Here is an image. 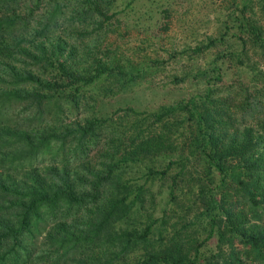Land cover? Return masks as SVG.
Instances as JSON below:
<instances>
[{
    "label": "trees",
    "instance_id": "16d2710c",
    "mask_svg": "<svg viewBox=\"0 0 264 264\" xmlns=\"http://www.w3.org/2000/svg\"><path fill=\"white\" fill-rule=\"evenodd\" d=\"M41 1L0 0V264H264V86L253 88L252 98L246 88L238 105L213 100L210 85L185 103L195 131L178 150L188 148L186 157L178 155V175L188 156L201 163L187 175L201 204L196 217L204 221L205 242L200 249L177 231L164 241L165 212L148 216L142 227L128 225L144 208L145 190L123 179L142 157L158 155L166 145L163 131L144 132L138 117L128 128L95 116L71 127L46 126L49 113L76 108L99 79L125 74L99 58L78 65L74 46L59 35L48 38L58 1L46 0L51 12L35 17ZM248 3L241 0L230 13L239 50L220 53L240 63L247 47L264 59V19L250 17ZM228 34L227 25L221 40ZM172 110L152 116L161 121ZM91 150L101 157L96 165ZM46 154L52 162L39 168ZM69 156L82 172L67 169ZM142 175L162 179L164 169L146 167Z\"/></svg>",
    "mask_w": 264,
    "mask_h": 264
},
{
    "label": "rangeland",
    "instance_id": "374dc122",
    "mask_svg": "<svg viewBox=\"0 0 264 264\" xmlns=\"http://www.w3.org/2000/svg\"><path fill=\"white\" fill-rule=\"evenodd\" d=\"M57 1V26L48 38L51 40L59 35L69 46H74L71 58L78 65L85 66L91 58H99L109 66H116L125 75L99 79L85 101L80 98L76 108L64 113H49L52 118L47 120L46 126L49 129L60 125L71 127L95 116L110 118L113 125L128 128L138 117L137 123L144 132L163 131L166 145L158 155L142 157L134 168L123 173V179L128 178L145 190L144 208L128 225L142 227L148 216L158 219L165 212L164 241L177 231V235L187 234L200 249L203 248L204 221L200 216L196 217V206L201 204L200 201L195 203L196 187L187 175V170L193 174L200 171L201 163L188 156L184 173L178 175V155L186 157L188 148L180 154L178 150L182 142L192 137L191 130L195 131L194 120L184 105L189 98L201 96L207 85L212 86L213 100L225 97L232 102L230 104L236 105L242 101L246 88L252 98L257 97L253 88L264 86L259 73L264 71V59L256 47L253 48L255 50L246 48L242 63L232 56L221 57L220 54L224 53L222 50L234 52L240 48L230 35L235 31L230 25V13L241 0ZM248 5L250 17L264 19L259 0H249ZM50 8L51 4L47 5V1L42 0L33 14L40 17L48 10L51 12ZM227 25L228 39L221 40L220 34ZM209 38L215 39L214 45H207ZM129 74L133 75L131 80ZM259 96L264 103V94ZM169 107L174 110L161 121L153 118V113ZM56 115L60 119L55 120ZM49 156L46 154L38 164L39 168L52 162ZM88 157L91 165H96L101 158L95 150H91ZM53 160L59 168V161ZM168 161L172 164L166 166ZM69 163L67 169L70 172H82L79 162L71 156ZM146 167L164 169L162 179L155 176L145 180L142 174ZM172 178L174 185L171 184ZM170 185L173 186L174 201L169 199Z\"/></svg>",
    "mask_w": 264,
    "mask_h": 264
}]
</instances>
